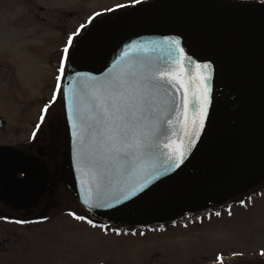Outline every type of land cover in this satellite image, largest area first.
Wrapping results in <instances>:
<instances>
[{
  "label": "water",
  "instance_id": "1",
  "mask_svg": "<svg viewBox=\"0 0 264 264\" xmlns=\"http://www.w3.org/2000/svg\"><path fill=\"white\" fill-rule=\"evenodd\" d=\"M157 68L179 78L158 77L151 88L145 115L159 117L160 131L143 170L96 164L90 141L82 145L74 135L73 94L86 81L125 70L148 77ZM64 91L66 159L76 169L79 156L83 175L64 171L53 182L71 180L91 213L119 224H146L220 203L264 170V8L227 0H154L131 7L86 33L68 61ZM4 123L0 117V129ZM180 145L182 161L173 151ZM171 209L179 213L154 217Z\"/></svg>",
  "mask_w": 264,
  "mask_h": 264
},
{
  "label": "rangeland",
  "instance_id": "2",
  "mask_svg": "<svg viewBox=\"0 0 264 264\" xmlns=\"http://www.w3.org/2000/svg\"><path fill=\"white\" fill-rule=\"evenodd\" d=\"M144 1L154 0H0V116L7 117L6 128L16 122L21 128L28 114L31 132L43 107H51L42 124L51 175L73 160L66 159L68 62L61 73L60 61L66 32L83 16L78 6L90 9L95 19L111 20ZM61 87L63 111L58 101L54 103ZM8 128L0 132V144L28 136L23 130L10 135ZM76 161L74 173L80 178L79 156ZM249 182L220 204L207 205L216 207L215 215L131 234L126 230L117 234L121 223L91 213L60 186L54 205L40 222L21 226L0 220V264H264V170ZM71 213L87 219L78 220ZM88 219L100 225L93 226Z\"/></svg>",
  "mask_w": 264,
  "mask_h": 264
},
{
  "label": "snow or ice",
  "instance_id": "3",
  "mask_svg": "<svg viewBox=\"0 0 264 264\" xmlns=\"http://www.w3.org/2000/svg\"><path fill=\"white\" fill-rule=\"evenodd\" d=\"M139 2V0H135ZM119 7V5H118ZM84 26L81 25V28ZM78 33H72L67 39L62 56L60 72L66 71L65 65L76 55L77 43L74 37ZM181 53L183 49L179 50ZM148 77H137L130 70L110 74L103 80H90L82 84L81 88L73 94V115L78 123L77 135L84 145L86 139L90 141L91 149L98 159L95 161L100 166H111L113 169L125 172L142 171L145 158L153 151L155 133L160 129L157 127L159 117L149 120L145 115L151 108V88L159 84V78H174L171 70H151ZM201 82L206 79L201 77ZM147 81V84L144 81ZM58 91L63 95V88ZM202 100L204 109L208 102L207 86L202 89ZM48 111L45 105L44 112ZM203 117L206 112L202 109ZM44 117H41L43 120ZM183 145L173 151L179 153V159L183 160ZM85 162H89V152L82 153ZM172 159V157H169ZM78 220L87 219L71 213ZM89 224L96 226L90 219ZM120 234V230H116Z\"/></svg>",
  "mask_w": 264,
  "mask_h": 264
},
{
  "label": "flooded vegetation",
  "instance_id": "4",
  "mask_svg": "<svg viewBox=\"0 0 264 264\" xmlns=\"http://www.w3.org/2000/svg\"><path fill=\"white\" fill-rule=\"evenodd\" d=\"M227 1L264 8V4L257 5L255 0ZM258 1L264 3V0ZM80 7L81 6H78V10H81L83 13L82 19L75 24L72 30L66 32L67 37L64 41L65 43H67V39L72 33H78L74 39H78L76 43L79 41L81 42L94 24L100 21L109 20V18L95 19L96 17H94L93 12H88L90 9L85 8L83 10L80 9ZM81 25L84 27L81 28ZM56 101H58L60 105L59 107H62L63 111L64 102L62 94L58 95L57 93V95L54 96V103ZM44 107L39 117V122H34L32 125L33 127L31 126V132L29 130L30 121L27 119L28 114H26V120H24L25 126L19 128V123L16 122L14 124L11 123L10 128L7 127L10 135H18L20 130H23V134L28 135L23 141L0 144V220L2 221L21 226L40 222L46 212L54 205L57 188L60 186H63L69 193H72L77 201V196L74 194L71 187V180L69 182H53L57 176L64 171L74 172L75 166L72 162L70 161L71 164H69L67 168L62 171H57L56 173H52V175L50 174V167L52 165L46 160L47 154L44 150L46 129L45 127H42V124L45 123L49 110L51 111V107L48 105V111L46 113L44 112ZM57 110H54L53 113H56ZM19 113L21 112H17V114ZM42 116L44 117L43 120H41ZM2 118L5 120V123L3 128L0 129V132L7 130L6 122L8 119L7 117ZM7 125H10L9 122ZM41 152L44 153L43 156L40 155ZM51 161L53 160L51 159ZM153 224L154 223H151L148 228H146V224L142 226L138 223L136 226L137 228L142 226L141 229L148 230L153 228L157 230L159 228H163L165 225H180L178 222H172L170 224H158L154 227Z\"/></svg>",
  "mask_w": 264,
  "mask_h": 264
},
{
  "label": "bare ground",
  "instance_id": "5",
  "mask_svg": "<svg viewBox=\"0 0 264 264\" xmlns=\"http://www.w3.org/2000/svg\"><path fill=\"white\" fill-rule=\"evenodd\" d=\"M225 193L226 192H223L221 194H216V195H214V197H217V198L219 196L222 197V195L225 194ZM178 213H179V210H177V209H171V210H168L166 212L157 213V214L154 215V217L157 218V219H167L168 217L169 218L170 217H175ZM148 218H149V216H142V220L143 221L146 220V219H148Z\"/></svg>",
  "mask_w": 264,
  "mask_h": 264
}]
</instances>
